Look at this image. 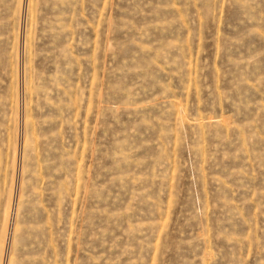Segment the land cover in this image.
<instances>
[{
    "label": "rangeland",
    "instance_id": "1",
    "mask_svg": "<svg viewBox=\"0 0 264 264\" xmlns=\"http://www.w3.org/2000/svg\"><path fill=\"white\" fill-rule=\"evenodd\" d=\"M0 264H264V0H0Z\"/></svg>",
    "mask_w": 264,
    "mask_h": 264
}]
</instances>
